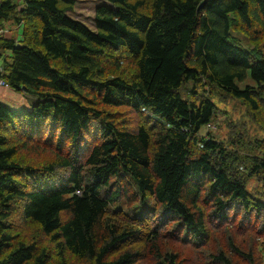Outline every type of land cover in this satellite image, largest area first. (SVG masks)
Returning <instances> with one entry per match:
<instances>
[{"label": "trees", "instance_id": "1", "mask_svg": "<svg viewBox=\"0 0 264 264\" xmlns=\"http://www.w3.org/2000/svg\"><path fill=\"white\" fill-rule=\"evenodd\" d=\"M100 1L0 0V264H264V0Z\"/></svg>", "mask_w": 264, "mask_h": 264}, {"label": "rangeland", "instance_id": "2", "mask_svg": "<svg viewBox=\"0 0 264 264\" xmlns=\"http://www.w3.org/2000/svg\"><path fill=\"white\" fill-rule=\"evenodd\" d=\"M15 4H17V9L21 6L23 0H12ZM21 2V3H20ZM102 1L100 0H76V4L74 5L73 10L69 11L68 14L70 17L81 21L84 23L89 29L94 28L93 24V16H94V9L96 6L101 4ZM1 26L4 28L1 31L0 35L4 37H14L20 36V28L18 29L15 21L13 19L7 20L2 22ZM246 84H252L249 79L246 81L239 83V87H244ZM36 100V97L25 93L22 90H14L11 87H0V102L7 105L10 109L15 111H22V110H29L32 106L33 102ZM219 107L222 110H226L229 113L228 115H221L218 114L215 121L209 123L210 126H205L201 129V134H207V131L215 137L217 140L225 139L223 137L227 136L228 133V126L227 121L237 120L240 117V120H246L242 116V107L239 103H235L234 101H230L226 104L218 103ZM251 130V129H248ZM248 133H250L248 131ZM257 185V181L255 179H251L248 184L247 188L249 190L255 189ZM257 189V188H256Z\"/></svg>", "mask_w": 264, "mask_h": 264}, {"label": "built area", "instance_id": "3", "mask_svg": "<svg viewBox=\"0 0 264 264\" xmlns=\"http://www.w3.org/2000/svg\"><path fill=\"white\" fill-rule=\"evenodd\" d=\"M1 32V31H0ZM2 73V65L0 62V75ZM0 87H8V85L5 83L4 79L0 76ZM207 126H210L209 124Z\"/></svg>", "mask_w": 264, "mask_h": 264}, {"label": "crops", "instance_id": "4", "mask_svg": "<svg viewBox=\"0 0 264 264\" xmlns=\"http://www.w3.org/2000/svg\"><path fill=\"white\" fill-rule=\"evenodd\" d=\"M20 3H21V2H20ZM22 4H23V1H22V3H21V6H20V7H22ZM20 7H19V8H20ZM17 27H18V29L20 28L19 25H17ZM3 30H4V28L0 25V31H3ZM0 33H1V32H0ZM18 37H19V36L16 35V36H14L13 38L18 39ZM5 38H11V37H5ZM3 104H4V103H3Z\"/></svg>", "mask_w": 264, "mask_h": 264}, {"label": "water", "instance_id": "5", "mask_svg": "<svg viewBox=\"0 0 264 264\" xmlns=\"http://www.w3.org/2000/svg\"><path fill=\"white\" fill-rule=\"evenodd\" d=\"M18 45V43L16 44V46Z\"/></svg>", "mask_w": 264, "mask_h": 264}]
</instances>
